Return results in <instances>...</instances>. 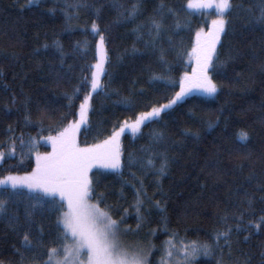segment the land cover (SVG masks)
Wrapping results in <instances>:
<instances>
[{
  "label": "trees",
  "instance_id": "trees-1",
  "mask_svg": "<svg viewBox=\"0 0 264 264\" xmlns=\"http://www.w3.org/2000/svg\"><path fill=\"white\" fill-rule=\"evenodd\" d=\"M160 2L39 0L29 6L28 0H0V151L5 152L0 179L32 172L36 153L52 151L46 138L79 118V104L88 89H81L71 109L66 93L73 92L82 72L97 59L93 22L106 37L107 75L101 76L104 89L90 99L87 124L77 137L81 147L101 143L114 127L174 96L181 77L190 70L195 34L207 28L213 13L185 9L187 0H165L179 15L165 10L163 31L152 43L150 18ZM231 2L233 8L225 14L226 32L217 44V64L226 62L211 74L218 84L216 94L188 95L160 118L142 125L141 131H125L119 138L120 169L96 164L89 172L93 202L102 194L101 207L118 221L124 218L120 227L131 229L126 233L129 244L156 245L151 264H159L162 243L172 232L186 243L211 242L227 227L231 256L225 247L226 264L237 259L264 264V225L254 227L264 216V23L257 19L261 0ZM117 3L123 7L117 9ZM137 3L134 18L118 15L126 16ZM154 75L166 76L175 85L153 79ZM125 99L127 103L122 102ZM25 100L30 123L24 120ZM6 109H11L7 115ZM69 111L73 115L62 121L61 114ZM9 125L14 133L8 131ZM242 131L248 134L246 140L240 139ZM153 132L164 134L158 143ZM21 133L26 141L33 138L36 147L30 153L22 151L17 141L16 151L9 152L6 141ZM164 159L167 166L161 175L158 169ZM137 189H142L139 198ZM37 195L27 187H0V199L7 201L6 212L0 214V264H32L34 253H39L37 259H46L47 249L57 246L53 238L58 213L48 210L37 211L32 228L35 235L39 225L44 226L45 247L28 250L23 245L27 198ZM138 199L143 201L142 220L137 219ZM14 216L19 225L9 222ZM219 258L217 250L212 256L198 255L192 264H217Z\"/></svg>",
  "mask_w": 264,
  "mask_h": 264
},
{
  "label": "snow or ice",
  "instance_id": "snow-or-ice-1",
  "mask_svg": "<svg viewBox=\"0 0 264 264\" xmlns=\"http://www.w3.org/2000/svg\"><path fill=\"white\" fill-rule=\"evenodd\" d=\"M39 0H28L29 6L38 3ZM215 4L216 18L211 21V28L206 34L203 30L196 33V44L192 48L190 57L195 58V66L192 72L184 73V78L179 82L180 91L168 100L167 103L153 106L150 111L140 112L131 122L124 121L119 127H114L110 136L101 143L93 145H85L83 147L78 143L77 137L81 132V126L87 124L88 110L90 108V99L92 94L98 90L104 89L101 81L102 75H107L105 67L108 60L107 52L104 47L105 35L100 30L97 23L91 25V32L94 36L99 37L96 45L97 59L94 64L87 66V71L82 72L80 83L74 87L68 96L67 107L71 109L73 100L77 98V94L82 88L88 89L85 93L78 108V119L74 118L63 124L56 135H50L46 139L51 141L52 152L40 154L36 153V167L31 173H25L23 176L12 175L0 179V186L10 185L11 189L16 190L20 187L35 190L40 195L29 196L25 208L26 223L23 228V245L26 249H41L45 245L41 240V235L45 231L44 226L39 225L35 235H32L35 214L38 210H48L58 213L55 222L56 234L54 242L56 247L47 249L46 259H37L39 253H34L32 264H151L150 257L156 245L148 242L147 244L136 243L126 244L122 241V234L131 231V229H121L123 217L118 221L113 219L111 212L101 207L103 203V195L94 199V188L92 178L89 172L96 164L104 167L119 170L121 167V152L119 138L126 129H130L133 134L141 131V126H146L147 122L160 118L161 113L169 109L177 100L189 94L193 88L200 89L208 96H213L218 91V84L213 80L212 73L223 66L226 61L220 62L217 44L220 42L221 34L226 32L225 14L233 8L231 0H187L185 9H207ZM74 7H79L76 5ZM117 9L123 7L119 3L115 4ZM139 4H133L130 9L126 10L127 15L118 12V15L127 18H134L138 14ZM165 10L168 15L178 16L177 9L170 7L165 0H161L154 15L150 18L153 32L152 43L159 38L164 28ZM158 17V19H157ZM258 21L264 23V0H261L260 14ZM177 27L179 23L177 22ZM203 35V38H202ZM79 45L80 42L78 41ZM59 47V45H57ZM86 49V42L83 45ZM61 56L63 53L61 52ZM163 58V57H162ZM231 59V56H229ZM63 59H61V64ZM153 79L167 80L169 85L174 86L175 81L163 75H154ZM127 103L125 99L122 101ZM15 103V97H13ZM25 123L31 122V113L27 110V100H25ZM11 109H6L5 115ZM73 115L71 111L62 113L60 119L63 121L67 116ZM39 122L43 124V114L40 116ZM8 131L14 133L12 125L8 126ZM87 131V129H85ZM163 132H153L152 137L155 143L163 138ZM241 140H246L248 134L241 132L239 134ZM17 141L19 147L23 151L25 148L30 153L35 147L36 142L29 137L26 141L21 133L20 136L12 135L6 141L9 152H15L17 149ZM5 157V152L0 151V160ZM149 166L154 167L152 160L148 161ZM167 166V159L161 163L158 172L162 175ZM142 189H137V197L139 198ZM18 195V192H13ZM59 197V199H57ZM143 201L138 199L136 202L137 219L142 220L140 208ZM159 207V202H157ZM66 209V210H65ZM7 210V201L0 199V214H4ZM127 210H125L126 212ZM10 223L19 225L18 216L9 218ZM253 222H250L252 225ZM264 225V216L260 217V222L254 224L259 229ZM141 225L137 224V231ZM239 231V226H237ZM32 236V238H30ZM247 239V237H245ZM35 241V243H34ZM223 241V244H221ZM162 256L159 264H192L195 257L200 254L205 256L214 255L219 250L220 258L217 264H226L224 259V248L227 247L231 256V228L217 231L209 241H190L185 243L183 239L178 238V234L172 232L168 240L162 243ZM229 264H248V260L231 261Z\"/></svg>",
  "mask_w": 264,
  "mask_h": 264
},
{
  "label": "rangeland",
  "instance_id": "rangeland-1",
  "mask_svg": "<svg viewBox=\"0 0 264 264\" xmlns=\"http://www.w3.org/2000/svg\"><path fill=\"white\" fill-rule=\"evenodd\" d=\"M190 10H192V11H195V12H203V13H207V14H210V13H213L210 17H209V20H208V26H207V28H204V29H202L203 30V34H206L208 31H209V29L211 28V21L213 20V19H215L216 18V15H217V13H216V8H215V4H213V7H211V8H207V9H197V8H192V9H190ZM198 31H200V30H198ZM197 33V32H196ZM202 38H203V35H202ZM196 40H197V37H196V34H195V37H194V42H193V46H192V48L195 46V44H196ZM99 41V37H98V39H97V42ZM97 42H96V45H97ZM98 58V57H97ZM190 58V70L188 71V73H191L192 72V68L195 66V58L194 57H189ZM184 78V75L181 77V79H180V81L182 80ZM179 81V82H180ZM178 91H180V87H178V89H177V91L176 92H178ZM191 94H202V95H206L205 93H203V91H201L200 89H197V88H193L192 90H191V92L189 93V94H187V95H185L183 98H181L180 100H182V99H184L185 97H187L188 95H191ZM175 95V94H174ZM208 96V95H207ZM170 100V99H169ZM177 101H179V100H177ZM176 101V102H177ZM168 102V101H167ZM167 102H164V103H167ZM163 103V104H164ZM151 110V109H150ZM150 110H148V111H150ZM134 120V119H133ZM133 120H131V121H128V123H131ZM131 131L130 129H126L125 131ZM53 150V149H52ZM52 152V151H51ZM36 167V166H35ZM28 173H31V172H28ZM25 174V173H24ZM23 174V175H24ZM12 175H17V174H12ZM23 175H18V176H23ZM1 179H3V178H1ZM0 187H2V186H0ZM66 210V209H65ZM114 219V218H113ZM121 229H123V228H121ZM121 239H122V241L124 242V243H126V244H129V241H128V239H127V237H126V233L125 234H122V236H121ZM186 243V242H185Z\"/></svg>",
  "mask_w": 264,
  "mask_h": 264
}]
</instances>
